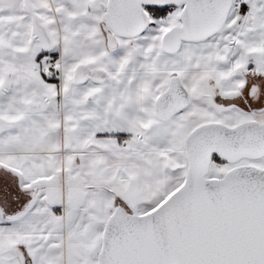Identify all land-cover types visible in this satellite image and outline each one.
I'll use <instances>...</instances> for the list:
<instances>
[{
    "label": "snow or ice",
    "instance_id": "6c2138e0",
    "mask_svg": "<svg viewBox=\"0 0 264 264\" xmlns=\"http://www.w3.org/2000/svg\"><path fill=\"white\" fill-rule=\"evenodd\" d=\"M0 264H264V0H0Z\"/></svg>",
    "mask_w": 264,
    "mask_h": 264
}]
</instances>
